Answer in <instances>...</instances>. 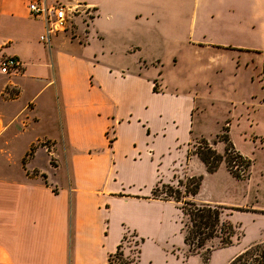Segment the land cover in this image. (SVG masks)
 Listing matches in <instances>:
<instances>
[{
	"label": "crops",
	"instance_id": "obj_1",
	"mask_svg": "<svg viewBox=\"0 0 264 264\" xmlns=\"http://www.w3.org/2000/svg\"><path fill=\"white\" fill-rule=\"evenodd\" d=\"M31 1L0 0V34H8L0 60L20 61L0 71V264H107L128 232L144 239L141 255L147 249L148 259H164L161 244L179 234L180 211L151 198L152 188L179 179L182 169L194 176V160L212 173L189 150L194 91L180 93L161 79L149 34H163L166 10L175 27L189 12L201 51L251 48L264 58V0H45L94 11L53 35L49 52L39 40L43 21L28 12ZM27 21L36 24L34 37ZM72 28L81 39L71 38ZM11 44L19 50L6 55ZM190 76L208 78L204 71ZM28 132L16 155V140ZM213 146L224 150L222 142ZM188 199L210 203L199 191ZM261 228L254 242L264 238Z\"/></svg>",
	"mask_w": 264,
	"mask_h": 264
},
{
	"label": "rangeland",
	"instance_id": "obj_2",
	"mask_svg": "<svg viewBox=\"0 0 264 264\" xmlns=\"http://www.w3.org/2000/svg\"><path fill=\"white\" fill-rule=\"evenodd\" d=\"M168 3L169 1L165 0V4ZM26 23L34 37L36 24L30 21ZM161 23L163 34L155 35L152 32L149 34L151 42L149 48L158 46L153 52L161 61L156 66L158 72L161 71L162 77H165L161 79L167 81L169 88H178L180 93L188 89L194 91L195 105L191 112L190 130L192 143L189 150H193V145H196L201 138L210 140V143L219 141L216 136L225 127L234 148L252 163L251 167L245 170L243 180L233 179L222 164L212 174H206L197 160L190 165L191 173L202 178L199 188L200 199L210 202L202 203L227 209L226 212L230 214L237 213L231 222L240 226L239 231L243 237L235 239L229 247L213 251L206 262V264H228L245 248L264 242V238L253 241L256 239L258 227L262 226L261 233H264V222L257 226L258 223L253 222L252 218L257 214L264 219V58L251 48L246 50L249 52L238 55L233 52L201 51L198 45L202 44L196 42L198 35L192 26L193 20L189 12L183 14L181 24L179 26L176 24L175 27L173 19L166 10ZM104 28L108 26L104 24ZM105 34L109 37L108 33ZM6 35L8 34L5 32L1 33L0 41ZM70 36L81 39L73 28L70 29ZM33 47L37 49L40 46L34 41ZM45 47L49 52V48ZM18 50L17 46L11 44L3 52L8 55ZM190 71L194 74L204 71L208 78H191ZM43 129H46L45 126ZM45 132L50 131L46 129ZM30 135L31 133L28 132L16 140L17 144L14 148L16 155L25 149L24 146L29 141ZM28 154L30 151L23 158V169ZM52 158L53 155L51 160ZM35 164L40 169L46 170L51 181H57L56 173L47 168L43 160H38ZM172 176L163 182L175 185L177 177ZM178 177L184 179L188 175L184 172ZM228 219L230 220L229 216ZM181 220L185 222L179 213V234L176 231L174 235L177 236L172 237V234L170 240L161 244L166 247L167 257L148 259L149 253L145 249L144 253L140 254L139 264H149V260L154 264H203V256L189 255L183 242H180L179 235L183 237L180 231ZM174 229L175 227L172 230ZM134 240L133 235L128 232L127 239L122 244L126 256L134 255ZM179 242L180 244L175 246Z\"/></svg>",
	"mask_w": 264,
	"mask_h": 264
},
{
	"label": "trees",
	"instance_id": "obj_3",
	"mask_svg": "<svg viewBox=\"0 0 264 264\" xmlns=\"http://www.w3.org/2000/svg\"><path fill=\"white\" fill-rule=\"evenodd\" d=\"M155 90V87H154ZM218 142L224 144L222 153L213 147L216 143H209L201 138L193 145L191 154L197 156L205 166L207 173H214L221 163H224L227 171L237 180H243L245 170L251 167V160L235 150L228 138L225 127L216 136ZM182 173L184 170L182 169ZM202 183L201 176H188L177 179L175 185L158 180L151 190V198L163 201H172L180 211L182 242L189 255L199 254L203 256V264H206L211 253L215 250L229 247L235 239L243 237L239 227L228 219L230 213L227 209L207 203H196L188 198L197 195ZM134 240V255L126 256L122 244L127 239L125 233L116 247V250L108 255L107 264H137L140 259L141 245L144 239L132 234ZM228 264H264V242L250 245L238 253Z\"/></svg>",
	"mask_w": 264,
	"mask_h": 264
},
{
	"label": "built area",
	"instance_id": "obj_4",
	"mask_svg": "<svg viewBox=\"0 0 264 264\" xmlns=\"http://www.w3.org/2000/svg\"><path fill=\"white\" fill-rule=\"evenodd\" d=\"M30 15L38 17L43 21L44 29L39 40L50 50L51 37L62 33L72 27L73 18L77 14H83L88 19L92 18L94 11L84 4L67 6L63 4L49 5L45 0H34L27 5ZM20 67V61L15 57H5L0 60V71L9 72L10 69Z\"/></svg>",
	"mask_w": 264,
	"mask_h": 264
}]
</instances>
